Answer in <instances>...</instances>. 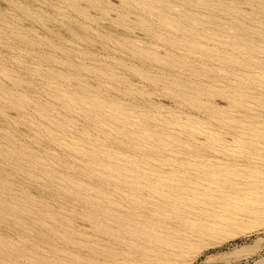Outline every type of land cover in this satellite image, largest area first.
Listing matches in <instances>:
<instances>
[{
    "label": "rangeland",
    "instance_id": "obj_1",
    "mask_svg": "<svg viewBox=\"0 0 264 264\" xmlns=\"http://www.w3.org/2000/svg\"><path fill=\"white\" fill-rule=\"evenodd\" d=\"M11 1L15 0H0V11L11 19H20L19 28L30 32L40 43L37 51L30 54L25 49L0 41V64L16 76L33 83L36 88L30 93V97L45 105L54 106L55 116L65 120V125L64 128H56L42 116L35 115L31 108L20 112L14 106L0 105V145L14 148L20 146L34 152L52 167L51 171L59 178L55 183H50L45 171L48 167H36V176H32L28 174L27 167H17L0 157V193H4L0 197L8 195L5 197L8 199L9 195H13L16 198L12 200L14 202L27 200L31 205L45 204L50 214L67 221H75V231L62 227L55 217L45 215L41 220L34 221L32 213L19 212L22 219L44 234L26 232L22 225L8 219L0 220V238L55 261H71L74 254L83 260L84 256L89 255L80 245L63 242L60 236L67 234L75 239L119 250L121 254L118 257L106 259L110 264H264V215L255 216L242 211L264 207V153L258 148L261 141L256 132L257 128L264 130V109L256 105L257 98L264 96V79L250 83L242 77L238 66L224 67L215 59H204L202 53H191L183 47L176 50L179 55H185L205 69L213 70L216 75H195L185 68H173L161 61L133 55L122 44L152 46L162 55L171 47L162 38L150 36L146 28L136 22L139 16L147 18L136 9L131 10L125 23H121L118 18L120 0H111L107 18L100 17L99 9L86 6L85 0L81 4L89 10V17L78 13L62 0H16L42 12L48 27L15 9ZM244 5L247 9H255L253 4ZM196 12L209 16L205 9H197ZM62 13L69 14L71 20ZM224 20L231 23L227 17ZM69 21L79 28L87 26L93 42L80 38L81 35L71 34ZM103 36L110 37V40ZM223 40L230 41V38L225 36ZM203 42L211 47H221L216 41L203 39ZM259 58L252 60L258 64L250 69V74L254 77L264 75V66L259 64L263 59ZM21 61L26 65H22ZM76 66H82L79 78L101 97L119 102L138 115L149 114L156 117L168 126L171 134L190 142V147L214 146L219 149V152L209 149L208 153L216 155L217 159L207 158L206 161L223 165V173L230 177L226 179V193L215 191L221 184H213L210 191L211 195H215L213 203L201 206V209L187 210L185 221H170L162 216H155L150 220H133L130 227L122 228L121 231H117V224L112 221H104V227H99L93 218L98 210L85 206L81 198H98L102 195L101 190L113 196L119 194L116 179L105 183V171L96 167L88 156L72 151L63 141H75L81 148L87 146L93 149L94 143L104 145L111 155L109 159L128 169L130 180L138 172L152 175L157 171L163 177L172 174L178 176V170L173 171L172 166L167 165L164 160L171 155L175 158V151H182V148L176 146L174 149H155L148 144L138 148L124 144L111 126L106 130L101 129L95 122L87 119L80 108L69 111L59 100L42 89L45 78L37 72L39 68L48 73L54 71L71 74ZM97 68H107L115 75L126 78L128 86L96 76L93 71ZM146 75L161 78L180 76L183 80L188 79L207 89L229 91V87L242 88V91L251 95L245 101L252 109L236 107L229 98L220 93L204 97V101L217 106L216 112L204 108L203 105L195 107L185 102L169 85L153 81ZM3 84L12 88L8 83ZM54 84L69 91L73 90L72 84L61 81H55ZM131 90L135 93H131ZM133 119L138 121L136 117ZM249 122L256 125V130L252 133L248 130ZM128 128L133 132L137 125L134 122ZM51 133L57 134L61 140L52 141ZM6 134L9 140L5 138ZM210 134L221 136L227 142L226 145L208 138ZM252 134L256 136V143H260L256 147L247 146L241 140L234 141L242 136L250 139ZM60 179H73L85 186L86 189L81 190V198L72 197L65 192L60 186ZM233 182L237 185V191L231 193L228 185ZM117 209L127 212L126 208ZM231 211L237 214L238 220L235 224L225 226L213 234H200L197 231L200 224L221 221ZM51 228H54L52 232ZM176 244H184L185 247L181 252L172 254ZM0 255L6 257V252L0 249ZM91 258L94 261H104L96 255ZM12 261L33 260L24 256H13Z\"/></svg>",
    "mask_w": 264,
    "mask_h": 264
},
{
    "label": "bare ground",
    "instance_id": "obj_2",
    "mask_svg": "<svg viewBox=\"0 0 264 264\" xmlns=\"http://www.w3.org/2000/svg\"><path fill=\"white\" fill-rule=\"evenodd\" d=\"M62 1L78 13L86 17L90 16L89 10L81 4V1L84 0ZM85 1L86 6L100 10L101 18L108 17L111 0ZM242 1L120 0L118 18L121 23L127 21L132 9L138 10L140 14L145 15L147 18L139 16L136 22L146 28L150 36L162 38L166 41L171 49L162 55L152 46L139 47L135 44L127 43L122 44V46L135 56L152 61H161L173 68H185L195 75L197 73L207 77L216 75L213 70L205 69L201 64L193 62L185 55H179L176 50L183 47L191 53H202L204 59H215L224 67L238 66L242 77L250 83H254L257 80L264 79V75L254 77L250 74V69L258 65L252 61L255 57L263 59L259 64L264 66V0ZM244 3L253 4L255 9H247ZM12 6L21 11V13L35 18L43 25L49 26L44 14L35 10L32 6L16 0L12 2ZM197 9H205L209 16H202L196 12ZM62 14L71 20L69 14ZM224 17L230 19L231 23L226 22ZM19 20L11 19L6 13L0 11V41L12 47L25 49L28 53L33 54L34 51H37L36 48L40 41L31 35L30 32L21 30L19 28ZM86 27L79 28L73 22H68L71 34L81 35L80 38L93 42L91 33ZM225 36L230 38V41L223 40ZM254 36L257 37L255 38ZM103 37L106 40H110V37ZM203 39L219 42L221 47L206 45ZM20 63L26 65L24 61ZM81 68L82 66L74 67L71 74H62L54 71L48 73L39 68L37 72L45 78L42 89L59 100L67 110L71 111L80 108L84 116L95 122L101 129L106 130L111 126L117 133V137L124 144H130L138 148L146 144L151 145L155 149H160L161 147L174 149L173 147L176 146L182 148V151H175V158H172L171 155L164 160L167 161V165L172 166L171 169L173 171L178 170V176L172 174L171 176L163 177L157 171L152 175L138 172L130 180L128 169L114 164L109 159L111 155L104 145L94 143L92 145L93 149L87 146L81 148L75 141H63L72 151L88 156L96 167L105 171V176L103 177L105 183H109L111 179H116L119 194L113 196L109 192L101 190L102 197L98 198L85 196L81 198V190L86 189L85 186L73 179L69 181L60 179V186L65 192L71 194L70 196L72 197L81 198L85 206L95 207L98 210L93 218L99 227H104V221H112L117 224V231H121L122 228L130 227V222L133 220H150L155 216H162L170 221L179 219L185 221L184 217L187 215V210L201 209V206L213 203L215 195L210 194L213 184H221L215 191L226 193L224 187L228 184L226 179L230 177L228 174L223 173V165L218 162L212 161L209 163L206 161L207 158L217 159L216 155L208 153L209 149H214V151L218 152L219 149L214 146L190 147L192 145L190 142L184 141L178 135L171 134L168 131V126L162 124L156 117L149 114L138 115L119 102L101 97L98 93L92 91L88 83L79 78L78 75ZM93 72L96 76L107 78L115 84L126 86L129 84L126 78L115 75L114 72L108 71L107 68H97ZM146 77L153 81H159L164 85H169L185 102L195 107L203 105L204 108L216 112L218 110L217 106L204 101V97L208 94L220 93L229 98L236 107H242L245 110L252 109L245 101L251 95L242 91V88L229 87V91L227 89H207L188 79L183 80L180 76L161 78L146 75ZM55 81L72 84L73 90L69 91L61 88L59 85L54 84ZM3 83H8L12 88L6 87ZM35 88L33 83L16 76L14 72L0 64V105H4V107L6 105L14 106L20 112H25L27 108H31L35 115L42 116L50 125L56 128H64L65 120L55 116L54 106L45 105L40 100L30 97V93L34 92ZM131 93H135V91L131 90ZM256 105L264 109V96L257 98ZM1 112L4 113L3 111ZM134 117L138 121H135ZM65 118L67 119L68 117L65 116ZM134 122L137 125V129L132 132L128 127ZM39 124L43 125L42 122ZM247 126L251 133L256 130V125L252 122L247 123ZM256 132L259 135L257 138H259L261 144L259 142L256 143V140H254L256 136L253 134L250 139L242 136L234 139V141L238 142L241 140L245 145L252 147L260 144L258 148L264 153V130L260 131L257 128ZM4 136L9 140L8 134ZM208 138L221 145H226L227 143L217 134H210ZM50 139L52 141L61 140L54 133L50 134ZM0 157L14 163L17 167H27L28 174L32 176H36V167L40 165L43 168L48 167L45 170L48 181L55 183L59 180L58 176L51 171L52 167L48 166L37 154L23 147L17 146L14 148L9 145H0ZM219 170L221 171L219 172ZM228 186L231 193L237 191L236 183L233 182ZM2 194L4 193H0V195ZM5 197H8V195ZM5 197H0L1 221L10 219V222L22 225L23 230L26 232L44 234L43 231L39 229L37 231L34 225L26 222L18 215L19 212H28L33 214L34 221H39L45 215H49L60 221L62 227L75 231V221H67L55 214H50L45 204L36 206L31 205L27 200L14 202L12 200L16 198L13 195H9L10 198L8 199ZM117 208H126L127 212H120ZM242 211L255 216L264 215V207L242 209ZM237 220V214L231 211L221 221L214 220L208 224H200L197 227V231L200 234L218 233L220 229L235 224ZM53 230L54 228H51V232ZM60 238L67 244L80 245L89 255L87 257L84 256L83 260L79 258V255L74 254L73 256L75 257H72L71 261H55L54 259L36 255L23 247H18L0 238V249L6 252V257L0 255V264H110L109 261H106L107 258L118 257L121 254L119 250L113 247L89 243L82 239H75L67 234L61 235ZM184 247V244H176L172 254L181 252ZM95 255L104 261H94L91 257ZM13 256H24L33 261H12Z\"/></svg>",
    "mask_w": 264,
    "mask_h": 264
}]
</instances>
